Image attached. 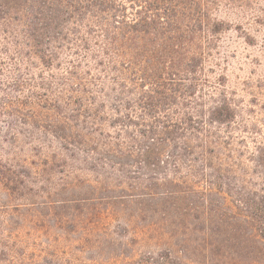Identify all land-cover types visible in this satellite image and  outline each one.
I'll return each mask as SVG.
<instances>
[{
	"label": "trees",
	"instance_id": "obj_1",
	"mask_svg": "<svg viewBox=\"0 0 264 264\" xmlns=\"http://www.w3.org/2000/svg\"><path fill=\"white\" fill-rule=\"evenodd\" d=\"M233 26L264 0H0V117L28 129L0 184L42 199L0 223V264H264V145L235 155L210 74Z\"/></svg>",
	"mask_w": 264,
	"mask_h": 264
},
{
	"label": "rangeland",
	"instance_id": "obj_2",
	"mask_svg": "<svg viewBox=\"0 0 264 264\" xmlns=\"http://www.w3.org/2000/svg\"><path fill=\"white\" fill-rule=\"evenodd\" d=\"M222 17L229 21L233 20L234 23L237 22L232 16L222 14ZM245 30L252 36V39H246V33L235 26L222 34L220 52L216 58L218 65L210 74L214 80H218L220 76L224 77L225 88L234 99L238 109V117L233 128L220 127L221 133L224 137L228 134L232 135L233 145L237 150L235 155L243 158L245 164L251 169L253 163L247 157L257 152L258 145H264V27L245 26ZM12 127L28 134L27 127L21 126L11 117H0V155L4 157H12L11 150L8 149L11 144L10 135L14 132ZM22 139L24 140V136ZM228 140L232 141L231 138ZM22 196H28L29 199H21ZM39 201L42 199L34 192L23 190L10 193L0 184V223L7 221L21 223V219L14 215L15 208L13 207ZM35 215V212L32 213L30 220H33ZM28 222L26 224H29ZM15 228L14 231H21L17 225ZM47 231L42 222L30 223L25 235L44 236ZM113 234L114 237L125 240H130L133 236L131 231L120 228L119 224H114ZM138 241L139 243L134 248L138 252L158 250L155 246L142 242L143 240Z\"/></svg>",
	"mask_w": 264,
	"mask_h": 264
}]
</instances>
